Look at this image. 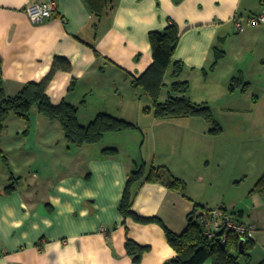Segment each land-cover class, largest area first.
<instances>
[{"label": "crops", "instance_id": "obj_1", "mask_svg": "<svg viewBox=\"0 0 264 264\" xmlns=\"http://www.w3.org/2000/svg\"><path fill=\"white\" fill-rule=\"evenodd\" d=\"M33 1L0 0L5 93L14 96L27 82L41 81L55 58L65 57L71 69L57 71L47 87L54 104L66 100L79 105L83 124L100 112H108L153 133L151 145L146 150L143 145L137 152L118 141L69 147L64 134H56L57 121L34 113V133L23 137L20 151L15 150L25 160L10 162L8 167L0 161V264H135L126 251L127 238L149 247L141 264H162L176 255L163 226L138 222L119 210L127 179L144 161L148 168L166 166L185 181L175 164L191 162L196 156L194 145L186 142L184 131L181 136L169 135L164 128L194 126L196 130L191 132L200 138L209 137L210 126L196 117L158 119L152 110H145L152 105L151 98L141 87L133 86L132 80L153 62L149 33L163 30L170 23H176L181 31L174 57L185 67L178 78L169 69L161 101L173 81L187 80L193 101L206 102L213 109L219 101L230 106L232 77L241 75L249 84L253 77L264 80V23L246 24L242 30L235 24L237 19L246 21L258 14L261 0H111L108 12L100 18L94 16L85 0H57V12L39 24L32 23L25 10ZM215 46L222 47L225 54L211 70L216 61ZM95 97L99 105L81 113V105ZM159 125L160 133H156ZM124 132L130 130L108 134ZM31 136L41 144L39 148L53 156L54 164L59 161L63 166L56 172L61 173L59 176L41 177L40 170L33 168L36 152L23 143ZM155 143L160 144L153 147ZM107 147L118 151L105 154ZM4 152L9 155L6 148ZM25 171L33 173L24 182ZM12 174L20 178L16 189L5 194ZM133 190L135 212L158 217L175 233L186 229L196 205H202L195 196L158 181L143 182ZM263 198L255 196L251 203L230 211L225 204L218 205L235 219L255 226L250 264L264 262ZM241 263L245 264L244 259Z\"/></svg>", "mask_w": 264, "mask_h": 264}, {"label": "trees", "instance_id": "obj_2", "mask_svg": "<svg viewBox=\"0 0 264 264\" xmlns=\"http://www.w3.org/2000/svg\"><path fill=\"white\" fill-rule=\"evenodd\" d=\"M85 1L97 18L106 14L111 6V0ZM149 38L153 62L144 73L132 80L133 86L141 87L151 98L152 105L146 107L145 110H152L153 115L158 119L202 118L211 125L210 134H221L222 126L215 119L210 105L206 102H195L190 98L189 81H173L169 85L166 99L164 101L160 99L163 89L167 86L165 76L169 69H172L171 75L178 78L185 67L183 61L176 60L174 57L181 38L179 26L176 23H170L163 30L151 31ZM215 51L216 61L211 66V70L215 68L218 60L225 54V51L218 46H215ZM70 69L71 63L67 58L56 57L50 72L41 81H29L20 92L14 96H9L4 89L2 58L0 56V160L7 167L10 162L1 147V141L2 134L6 129V121L11 114L25 120L28 128L26 132L31 127V113L34 110L51 121L59 122L69 147L96 144L101 142L107 133L138 128L137 124L108 112H100L89 123L83 124L79 120V105L66 100L60 104H54L47 94V87L57 71H69ZM233 89L235 87L231 79L230 90ZM117 151L114 147H107L103 150L105 154H116ZM19 178L11 175V182L4 188L5 194H11L16 189L15 183ZM147 181L162 182L171 189L181 192L186 187V182L182 178L176 177L166 166L148 168L147 163L143 161L130 172L119 203V210L125 217H132L141 223L154 222L163 226L167 240L175 250L176 255L162 264H205L207 261L212 264H242L241 258L244 259L245 264L251 263L252 251L255 247V241L251 234L245 236L246 242L243 251L240 248L243 236L238 233L230 232L225 244L220 243L218 236L211 238L206 234L200 217L213 208L207 209L197 204L189 217L186 229L181 233L170 230L158 217H145L137 214L133 209L135 199L133 187ZM252 191L259 192L264 196V173L257 180ZM125 247L135 264H141L143 254L149 249V247L142 246L130 238H127Z\"/></svg>", "mask_w": 264, "mask_h": 264}, {"label": "rangeland", "instance_id": "obj_3", "mask_svg": "<svg viewBox=\"0 0 264 264\" xmlns=\"http://www.w3.org/2000/svg\"><path fill=\"white\" fill-rule=\"evenodd\" d=\"M253 78L252 83L249 84L247 79L244 80L241 75L232 77L235 89L231 91L234 92L231 107L227 101V103L219 101V105H216L215 109L212 108L215 119L222 126L221 134L212 135L208 131L211 136L197 138L192 134L196 130L194 126L182 124L181 126L164 128V133L167 132L169 135L179 133V136H181L184 131L187 136L185 138L186 142L194 145L192 149L196 154L195 158L191 162H182L178 166L176 163L175 168L179 169L178 167H180L182 176L186 178V187L183 191L195 196L202 205L204 204L207 207L218 208V205L225 204L230 211L232 208H240L245 206L246 203H251L255 196L262 198L259 192H253L252 189L264 173V80ZM166 92L164 91L163 95ZM259 100L260 102H258ZM98 105L99 102L96 101V97L91 98L84 107L81 105V113H88ZM34 113L37 112L34 110L31 113V127L28 132H26L28 128L25 120L15 114H11L6 121L1 147L3 150L6 148L9 151V155L5 154L7 157L9 156V162H13V164L25 160L19 157L18 151L21 148L22 138H26L29 133H34ZM55 124L58 127L56 134L63 137L60 123L55 122ZM160 126L155 129L156 133H160ZM209 126L211 127L210 124ZM143 128L145 127L138 126V128L132 129L130 132H124V134L107 133L103 141H118L121 144H126V148L134 150V152L139 151V148L144 145V150H146L147 146L151 145L153 130ZM57 142L58 140L54 144L56 145ZM23 143L27 149L36 152L33 153L34 157L31 164L35 170H40L41 177H45L47 174L57 176L61 174L56 172L62 170L63 166L58 165L59 161L54 164L53 156H48L47 149L39 148L41 144H37L33 136ZM158 144L160 143L153 144V147L158 146ZM14 145H17L18 149H14ZM167 145L169 151L170 143L168 142ZM42 146H44L43 143ZM172 152L169 151L170 154ZM1 163L3 167L6 166L2 161ZM149 167L151 166L149 165ZM32 173L25 171L22 180L24 182L29 180ZM262 201H264V198Z\"/></svg>", "mask_w": 264, "mask_h": 264}, {"label": "built area", "instance_id": "obj_4", "mask_svg": "<svg viewBox=\"0 0 264 264\" xmlns=\"http://www.w3.org/2000/svg\"><path fill=\"white\" fill-rule=\"evenodd\" d=\"M58 9L57 0H34L26 7V13L34 24L44 22L47 18L53 16ZM264 23V0H261V11L258 14L252 15L246 21L241 19L236 20V28L242 30L246 24ZM200 222L205 228L206 234L213 238L218 236L221 244H225L228 240L229 233L235 232L241 236L252 234L255 226L251 223L241 222L223 208H213L200 217ZM222 230L219 235L218 232Z\"/></svg>", "mask_w": 264, "mask_h": 264}, {"label": "water", "instance_id": "obj_5", "mask_svg": "<svg viewBox=\"0 0 264 264\" xmlns=\"http://www.w3.org/2000/svg\"><path fill=\"white\" fill-rule=\"evenodd\" d=\"M221 233H222V230L218 232L219 235ZM245 242H246V239L245 238H242L241 243H240L241 251H243V249H244Z\"/></svg>", "mask_w": 264, "mask_h": 264}]
</instances>
